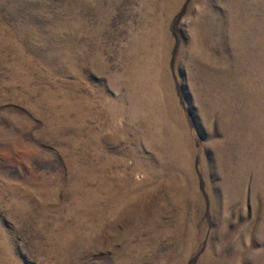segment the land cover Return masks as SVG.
<instances>
[{
  "label": "rangeland",
  "instance_id": "rangeland-1",
  "mask_svg": "<svg viewBox=\"0 0 264 264\" xmlns=\"http://www.w3.org/2000/svg\"><path fill=\"white\" fill-rule=\"evenodd\" d=\"M0 264H264V0H0Z\"/></svg>",
  "mask_w": 264,
  "mask_h": 264
}]
</instances>
